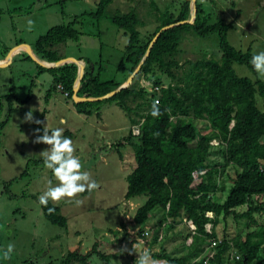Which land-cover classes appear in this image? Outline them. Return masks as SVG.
Here are the masks:
<instances>
[{
    "label": "trees",
    "instance_id": "16d2710c",
    "mask_svg": "<svg viewBox=\"0 0 264 264\" xmlns=\"http://www.w3.org/2000/svg\"><path fill=\"white\" fill-rule=\"evenodd\" d=\"M111 3L112 0H97L93 15L101 17ZM190 3L191 0H184L175 13L158 14L156 25L146 32H141L144 24L134 9L122 14L115 12L111 22L127 37L123 56L128 67L126 78L121 82L101 81V68L95 73L89 60L79 58L86 66L77 96L100 97L125 83L160 29L189 19ZM152 6L157 11L156 6ZM195 7L194 22L161 32L128 87L103 101L74 104L75 64L39 68L51 75L53 91L61 85L68 93L67 98L78 114L89 116L100 104L114 103L126 114L131 126H139V134L133 136L129 131L122 143L132 147L135 162V168L127 176L124 198L129 201L142 195L146 197L133 217L138 227L137 236L145 238V224L155 212L160 213V217L153 243L160 232L166 235V231L179 222L187 229V222L195 226L194 234L188 231L183 235L180 255H173L162 246L159 252L152 254L154 259L167 264H203L211 251L207 250L211 240L218 239L214 230L219 219L232 217L236 221H248L247 231L231 239L222 237L213 248L215 254L209 264H264V225L250 230L251 225L257 224L255 215H264V201H260L264 197V81L236 74L234 65L246 66L254 75L256 71L250 63L252 52L237 50L227 41L226 34L235 23L226 24L221 20L210 23L209 14L197 1ZM76 22L77 19L67 25H57L40 36L32 49L36 57L48 63L64 59L61 50L66 42L79 40L80 34L73 27ZM211 34L218 37L217 57L201 53L193 61H179L180 46L187 35L204 38ZM7 51L4 48V54ZM140 80L149 82L151 89L138 85ZM256 96L262 100V109ZM6 99L8 111L6 119L0 122V132L13 111L15 94L11 92ZM157 101L162 114L154 118L150 112ZM199 121L208 126L205 132H197ZM213 140L218 144L212 145ZM34 163L40 165L43 160ZM228 167L234 170V176L226 173ZM226 179L230 182L227 189ZM40 206L44 219L51 225L67 226V219L57 206L51 202L47 207ZM242 206L246 209L237 211ZM49 208L54 211L49 213ZM206 213H211L212 218ZM206 224H211V233L206 232ZM120 226L124 227L122 223ZM111 232L118 234L119 230ZM189 237L191 244L185 246ZM100 245L95 242L85 253L76 248L59 264H90L92 257H97L99 264H109L111 257L100 251ZM232 249L235 253L230 258Z\"/></svg>",
    "mask_w": 264,
    "mask_h": 264
},
{
    "label": "rangeland",
    "instance_id": "374dc122",
    "mask_svg": "<svg viewBox=\"0 0 264 264\" xmlns=\"http://www.w3.org/2000/svg\"><path fill=\"white\" fill-rule=\"evenodd\" d=\"M183 1L112 0L103 15L95 17L97 0H0V36L10 49L20 44L33 49L35 41L49 29L77 19L73 27L80 34L79 40L67 41L61 53L65 58L89 60L95 73L101 68V81L121 82L128 73L123 62L127 37L112 24V15L134 9L144 24L141 32H146L154 28L158 14L175 13ZM196 1L209 14L210 23L219 20L226 24L235 23L226 34L228 43L234 48L243 52L249 49L253 55L264 51L263 0ZM29 20L33 22L31 27ZM180 50V62L193 61L201 53L217 57L218 37L216 34L204 38L187 35ZM39 67L23 51L14 54L8 66L0 68V122L6 119V98L11 92L15 94L13 111L0 132V264H59L76 248H80L82 253L90 251L95 242L101 244L100 251L111 257L109 264L113 261L116 264H136L143 251L150 250L152 255L162 246L167 252L180 255L183 235L188 233L182 222L153 243L160 217V213L155 212L144 227L149 235L143 239L137 236L138 227L133 217L146 197L142 195L129 201L124 198L127 176L135 168L132 147L122 144L132 128L126 114L114 103L100 104L97 108L99 113L95 111L89 116L78 114L62 92L51 89V75ZM233 68L239 77L264 81V76L257 72L254 75L246 66L234 65ZM138 85L151 89L150 83L144 80H140ZM256 99L262 109V100L258 96ZM30 109L34 121H40L39 124L22 123ZM207 127L204 122L196 123L199 133L205 132ZM56 128L64 129V136L73 141L75 155L83 165L82 171L89 172L99 185L91 192L80 194L77 197L82 201L79 205L50 201L67 219L65 228L51 225L43 217L38 198L47 191L49 181L53 186L58 181L44 164L34 163L43 160L39 154L48 146L33 141L38 135H43V130L50 134ZM226 173L234 176L231 167L226 169ZM229 185L226 179V189ZM260 201H264V197ZM245 209L242 206L237 211ZM255 220L257 224L251 225L250 230L264 225V215H255ZM247 222L244 219L236 221L232 217L220 218L214 231L218 239L224 236L231 239L244 235ZM121 223L124 227L120 226ZM117 229L118 234L111 232ZM9 243L15 248L11 259L5 260L2 252ZM90 264H99L97 257H92Z\"/></svg>",
    "mask_w": 264,
    "mask_h": 264
},
{
    "label": "clouds",
    "instance_id": "9594fccd",
    "mask_svg": "<svg viewBox=\"0 0 264 264\" xmlns=\"http://www.w3.org/2000/svg\"><path fill=\"white\" fill-rule=\"evenodd\" d=\"M32 23L31 20L28 21L29 27ZM250 63L258 74L264 76V51L253 55ZM150 114L154 118H159L162 114L158 101L153 103ZM31 122L40 123L38 120L34 121L32 109L25 114L22 123ZM33 143L48 146L47 150L42 151L39 156L43 159L44 167L49 169L58 181L54 186L49 181L47 191L38 198L40 205L47 207L50 201L55 204L62 201L74 202L79 205L82 202L77 199L80 194L86 191L91 192L99 187L89 172L82 171L83 165L75 155L76 149L73 146V141L64 136L63 128H56L50 134L43 130V135H38ZM48 211L52 213L54 208H49ZM14 248L15 245L9 243L2 252L3 259H11ZM123 251L122 249L120 253L122 254ZM113 264H116V261H113ZM136 264H167V262L154 259L150 250L146 249L137 257Z\"/></svg>",
    "mask_w": 264,
    "mask_h": 264
},
{
    "label": "water",
    "instance_id": "95a60500",
    "mask_svg": "<svg viewBox=\"0 0 264 264\" xmlns=\"http://www.w3.org/2000/svg\"><path fill=\"white\" fill-rule=\"evenodd\" d=\"M195 2H196V0H191V3H190V17H189V19L188 20H185V21H182V22H179L177 24H173V25H169V26H165V27L161 28L160 31L151 40V42H150V44L148 46V49H147V51H146L143 59L137 65V67L134 69V71L131 73V75L128 77L127 81L125 83H123L122 85H120L115 90L107 93L106 95L100 96V97H79V96H77V92H78V89L80 87V82H81V79H82V77L84 75V70H85V66H86L85 65V62L82 61V60H78V59H74V58H70L69 57V58L60 59L59 61L54 62V63H48V62H45V61H42V60H39L38 58H36L33 50L29 46L23 45V44L17 45L13 49H10L9 52H8V54H7V56H6V60H7V62H9L10 59L12 58V56L18 50L24 49V51L38 65H40L43 68L50 69V68L61 67V66L65 65V64H75L77 66V76H76L75 84L73 86V95H72V100H73L74 104H80V103H85V102L93 103V102L103 101V100H105L107 98L112 97L113 95H115L116 93H118L121 89H124V88L128 87V85L132 82L134 76L139 71L142 63L144 62V60L146 59V57L149 55V52H150L151 48L153 47L154 43L156 42V40H157V38H158V36H159V34L161 32L166 31L169 28H172V27L177 26V25L186 24V23L192 24L194 22L195 17H196ZM6 63H0V68L5 67L6 66Z\"/></svg>",
    "mask_w": 264,
    "mask_h": 264
},
{
    "label": "built area",
    "instance_id": "2783aa9c",
    "mask_svg": "<svg viewBox=\"0 0 264 264\" xmlns=\"http://www.w3.org/2000/svg\"><path fill=\"white\" fill-rule=\"evenodd\" d=\"M57 90L60 91V92H62L65 97L68 96V93L63 91V88H62L61 85H58L57 86ZM131 133H132L133 136H137L139 134V126L138 125L132 126ZM211 144L212 145H216V144H218V141L217 140H213L211 142ZM202 173H204V172H202ZM193 177L194 178L197 177V173L196 172L193 173ZM206 216L209 217V218H212V214L211 213H206ZM187 226H188V231H190L191 234H194V232H195V226L193 225V223L192 222H187ZM211 229H212L211 224H206L205 225L206 232L211 233ZM148 235H149V233L146 231L145 232V237H147ZM162 238H163V233L160 232L159 233V236H158V240L160 241ZM191 241H192L191 237L187 238L186 241H185L186 246H188L189 244H191ZM220 241H221V239H217V240L216 239H212L211 240L210 246L207 248V250H211V251L206 256V258L203 260V264H209V260L213 259L214 254H215V251L213 250V248L217 244H219ZM234 253H235V250L234 249L230 250V252H229L230 258L233 257ZM235 256H236V258L239 257L238 255H235Z\"/></svg>",
    "mask_w": 264,
    "mask_h": 264
},
{
    "label": "crops",
    "instance_id": "0c3cea01",
    "mask_svg": "<svg viewBox=\"0 0 264 264\" xmlns=\"http://www.w3.org/2000/svg\"><path fill=\"white\" fill-rule=\"evenodd\" d=\"M263 2H264V0H263ZM263 2H261V3H263ZM260 3V4H261ZM4 48H7L8 49V51H7V53L6 54H4ZM9 49H10V47H7V43L5 42V40L0 36V63H6L7 62V60H6V56H7V54H8V52H9ZM24 51V49H21V50H18L15 54H17V53H19V52H23ZM36 56V55H35ZM37 58V57H36ZM40 60V59H39ZM82 61H84V60H82ZM8 64H9V62H7L6 63V66H8ZM86 65V64H85ZM5 66V67H6ZM3 68V67H2ZM64 119H62V121H63Z\"/></svg>",
    "mask_w": 264,
    "mask_h": 264
}]
</instances>
